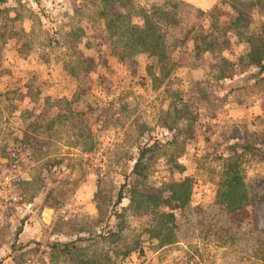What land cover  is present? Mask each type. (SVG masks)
<instances>
[{
  "label": "rangeland",
  "instance_id": "rangeland-1",
  "mask_svg": "<svg viewBox=\"0 0 264 264\" xmlns=\"http://www.w3.org/2000/svg\"><path fill=\"white\" fill-rule=\"evenodd\" d=\"M90 1L6 0L0 5V264H264V201L229 244L202 239L195 225L196 206L211 215L216 211L210 204L219 178L217 158L225 154L227 140L247 132L264 136V96L237 92L233 74L249 42L260 39L264 0H182L191 7L176 9L180 25L161 32L168 46L175 44V72L161 71V84L152 90L143 80V56L137 75L112 59L97 73L90 72L93 63L79 64L93 54L96 58L99 50L110 53L122 33L105 32L102 22L94 20L95 10L87 11ZM134 3L152 13L153 7H168L164 0ZM209 11L218 13L223 30L212 51L197 55L193 24ZM239 13L242 19L236 21ZM133 21L140 22L138 16ZM75 62L72 76L68 72ZM129 85L131 97L118 100ZM167 86L169 93L164 92ZM180 96L197 116L195 140L173 163L156 155L148 179L156 187L172 177L192 180L191 201L175 212L166 236L156 221L124 211L127 197L113 205L122 185L114 164L135 154L129 136L143 130L144 137L163 139L169 133L166 122L172 130H186L176 116L165 115ZM46 97L66 98L70 109L45 111ZM44 112H60L53 135L48 138L40 130L27 140L23 130L30 132L29 124L40 123L38 114ZM242 169L246 181L264 177L263 162L253 160ZM14 177L19 181L11 184ZM118 224L122 231L110 237ZM93 231L106 237L93 245L76 241L77 250L70 253L50 249L52 243L83 239Z\"/></svg>",
  "mask_w": 264,
  "mask_h": 264
},
{
  "label": "trees",
  "instance_id": "trees-1",
  "mask_svg": "<svg viewBox=\"0 0 264 264\" xmlns=\"http://www.w3.org/2000/svg\"><path fill=\"white\" fill-rule=\"evenodd\" d=\"M134 1L136 0H91L89 2L90 6L87 11L95 10L94 20L102 22L105 32L107 31L109 35H117L119 34L117 31L121 30L122 33L121 38L112 43L110 53L104 49L99 50L96 58L93 54L88 59L83 58L79 64L91 65L93 63L94 67L90 72L97 73L101 66H108V61L112 59V61L120 62L123 70L128 71L129 75H137L138 57L143 56L146 61L143 80L146 87L152 90L161 84L159 76L161 71L166 70L169 74L173 70L175 72L177 66V61L173 58L175 44L168 46L164 40L165 35L161 32H166L164 28L178 27L180 21L175 18L176 9L191 7V5L182 0H164L168 7L162 9L153 7L156 11L152 13L136 5ZM5 2L6 0H0V5ZM196 11L202 13L200 9ZM135 16H138L140 21L138 24L133 21ZM219 19L218 13L209 11L203 21L194 22L193 28L196 27V29L192 38L199 42L197 55L205 51H212L211 49L214 48L217 35L223 30ZM239 19H242V13H239L237 19L235 18L236 21ZM259 38L254 42H249L247 53L233 65V74L238 76L237 92H244L246 95L255 96L261 93L264 96V23L260 26ZM76 67H78L77 62L73 68H70L68 74L73 76ZM100 75L102 74L100 73ZM127 88L129 92H122L118 100L131 97L133 88L130 85ZM164 92L169 93L170 87L167 86ZM127 93L130 94L127 95ZM79 97L76 101H79ZM182 100L183 98L180 96L174 100L175 103L169 104L165 115L176 116L177 121L186 124V130L183 126L182 128L175 126V129L172 130L166 122V130L169 133L163 139L150 135L144 137L143 130L135 137L129 136L128 141H132L135 154L130 153L129 156L126 154V158L123 160L117 158L114 164V171L121 178L122 185L113 205H119L123 198L127 197L129 203L127 208H123L124 211L128 209L132 211L133 215L145 216L151 222L156 221L158 231H166V236L171 234L175 212L184 208L191 201L192 180L187 176L178 179L172 177L168 182L156 187L149 184L148 179L151 167L156 162V155L167 156L166 161L173 163L185 154L186 144L195 140L198 130L197 116ZM42 103L41 107H44L45 111L52 108L57 111L63 108L70 109V104L63 97L55 99L46 97L42 99ZM59 113L57 112L54 116H49L45 112L38 114L37 120L40 123L29 124L30 132L23 130L22 136L28 140L32 135L37 136L41 130L48 135V138L51 137L53 135L52 126L59 120ZM247 133L241 138L233 136L227 140L224 146L225 154H221L217 158L221 162L219 178L216 193L210 204L216 210L215 213L211 215L202 206H196L195 225L198 235L204 240L213 239L222 245L233 242L235 231L243 223L252 221L255 205L264 201V177L255 176L246 181L242 169L244 164L253 160L264 163V136L260 138L261 134L259 133ZM14 136L13 141L18 142L19 137ZM46 166L49 165L46 163ZM104 175L101 172L98 173L99 178H103ZM35 179L36 177L33 176L31 182H35ZM37 180L42 181L39 177ZM43 180H46L45 177ZM124 190L125 195L122 196ZM116 215L119 216V214ZM121 231L122 227L118 224L117 231L110 232L108 235L114 237ZM101 233L93 231L83 239L52 243L50 249L54 253H70L73 249L77 250L74 245L76 241H85L93 245L98 238L106 237ZM130 251V249L126 250V253H130Z\"/></svg>",
  "mask_w": 264,
  "mask_h": 264
},
{
  "label": "built area",
  "instance_id": "built-area-1",
  "mask_svg": "<svg viewBox=\"0 0 264 264\" xmlns=\"http://www.w3.org/2000/svg\"><path fill=\"white\" fill-rule=\"evenodd\" d=\"M18 178L14 177V178H11L10 182L11 184H15L16 182H18Z\"/></svg>",
  "mask_w": 264,
  "mask_h": 264
},
{
  "label": "crops",
  "instance_id": "crops-1",
  "mask_svg": "<svg viewBox=\"0 0 264 264\" xmlns=\"http://www.w3.org/2000/svg\"><path fill=\"white\" fill-rule=\"evenodd\" d=\"M205 8H208V7H205Z\"/></svg>",
  "mask_w": 264,
  "mask_h": 264
}]
</instances>
